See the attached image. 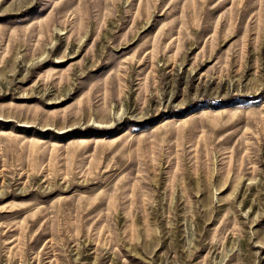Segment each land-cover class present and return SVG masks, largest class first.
<instances>
[{"label": "rangeland", "instance_id": "374dc122", "mask_svg": "<svg viewBox=\"0 0 264 264\" xmlns=\"http://www.w3.org/2000/svg\"><path fill=\"white\" fill-rule=\"evenodd\" d=\"M0 264H264V0H0Z\"/></svg>", "mask_w": 264, "mask_h": 264}]
</instances>
